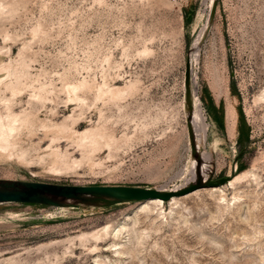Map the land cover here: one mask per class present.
I'll list each match as a JSON object with an SVG mask.
<instances>
[{
	"label": "rangeland",
	"instance_id": "1",
	"mask_svg": "<svg viewBox=\"0 0 264 264\" xmlns=\"http://www.w3.org/2000/svg\"><path fill=\"white\" fill-rule=\"evenodd\" d=\"M3 1L16 6L0 15V70L12 61L27 76L0 72V115L7 103L34 121L1 153L0 181L170 191L201 169L214 182L240 179L163 207L0 204V264H264V0ZM115 90L123 96L112 100ZM65 120L73 135L51 127ZM88 129L106 144L91 162L76 135ZM108 226L124 230L98 245L64 243Z\"/></svg>",
	"mask_w": 264,
	"mask_h": 264
},
{
	"label": "bare ground",
	"instance_id": "2",
	"mask_svg": "<svg viewBox=\"0 0 264 264\" xmlns=\"http://www.w3.org/2000/svg\"><path fill=\"white\" fill-rule=\"evenodd\" d=\"M5 4H6V2L5 1H3V0H0V15L1 14H4V13H6V12H4L3 13V10L4 9H8V11L9 12H12L13 10H15V3L14 2H10V3H8V7H6L5 6ZM5 11V10H4ZM3 16V15H2ZM2 16H0L1 18V20H2ZM1 49V48H0ZM1 51V50H0ZM2 52V51H1ZM1 54V53H0ZM194 59V58H193ZM193 59H192V65H193ZM12 61L8 64V65H6V66H4L3 67V70H0V72H9V69L10 68H13V70H12V72L9 74V76L12 78H14L15 80L14 81H16V82H18L21 78H23L25 75H26V71H25V69H24V65L23 66H20V68H16L15 66H13L12 65ZM24 64V63H23ZM193 75V74H192ZM27 76V75H26ZM25 76V77H26ZM5 77V76H4ZM3 80H5V79H3ZM193 80H194V83H195V78H194V76H193ZM10 82H12L11 80H10ZM3 83V82H2ZM7 82H5V84H6ZM193 83V84H194ZM8 84V85H7ZM5 86H12L13 87V90H11L12 92L15 90L14 88H15V86H14V84L13 83H7ZM4 85V84H3ZM81 85V84H80ZM85 85V84H84ZM1 86H2V84H1ZM86 86V85H85ZM4 87V86H3ZM12 87H10V88H12ZM80 87V86H79ZM6 89H8V87H5ZM73 88V87H72ZM74 88H76V86L74 87ZM81 88H84L83 87V84L81 85V87H80V90H81ZM79 89V88H78ZM109 90H110V88H108ZM108 89H106V92H108L107 90ZM116 90L118 89V88H115ZM9 90V89H8ZM69 90V89H68ZM74 90V89H73ZM112 90H113V88H112ZM115 90V91H116ZM120 90V89H119ZM16 91H18L17 89H16ZM15 91V92H16ZM79 91V90H78ZM99 91H100V89H99ZM98 91V92H99ZM102 91H104V90H102ZM120 91H122V90H120ZM18 92H20V90L18 91ZM77 92V91H76ZM105 92V91H104ZM112 91H110L109 93H111ZM116 92H118V93H116L115 95H114V93H113V95L115 96V98L116 99H114V96H113V99L112 100H117V99H119V98H121L122 96H123V94L121 93V92H119V91H116ZM70 92H68V94H69ZM78 93V92H77ZM124 93H125V90H124ZM75 94V93H74ZM104 94V93H103ZM108 94V93H107ZM106 94V95H107ZM76 95V94H75ZM78 95V94H77ZM105 95V96H106ZM109 95V94H108ZM15 96V95H14ZM70 96V95H69ZM72 96V95H71ZM98 96V95H97ZM101 96V95H100ZM100 96H98V98H100V99H102ZM104 96V95H103ZM104 96V97H105ZM121 96V97H120ZM73 97V96H72ZM110 97V96H109ZM112 97V96H111ZM71 98V97H70ZM75 98H76V100L77 101H79L78 99H79V96H78V99H77V96H75ZM109 99H111V98H109ZM5 101H8V100H6V99H4ZM4 101V102H5ZM11 101V100H10ZM10 101H8V102H10ZM70 101V100H69ZM6 103V102H5ZM5 103H3V105L5 104ZM11 103L12 102H10V105H11ZM6 105V108L9 110V109H11V108H8V106H7V103L5 104ZM4 105V106H5ZM9 105V106H10ZM11 107V106H10ZM7 110V114L6 115H3V116H5V117H3V116H1L0 115V155H1V153H4V152H6V151H8V150H10V149H15V148H17V146L19 145V142H18V140L20 139V137H18L19 136V134L21 133V131H22V129H24V127H26V124L28 123V122H30V123H32L34 120H32V122L29 120V117L27 116V115H25L24 113H21V114H15V113H9V111ZM10 112H12V111H10ZM25 112V111H24ZM195 116H198L199 118H200V120H201V122L202 123H204L203 122V120H204V118H203V114H202V111L200 110V108H196V111H195ZM33 119V118H32ZM29 120V121H28ZM67 120H65L64 122H62V123H60V124H53L51 127L53 128V126H56V128L58 129V131L57 132H59V134H60V132H62V134H60L61 136L63 135V134H65V132H72V129L70 130V126L68 127L67 126V122H66ZM193 122H194V119H193ZM35 123V122H34ZM33 125V124H32ZM45 125V124H44ZM47 126H49V125H47ZM50 127V126H49ZM48 127V128H49ZM52 128H50V131H51V129ZM72 128V127H71ZM45 129H47V127H45ZM55 129V128H54ZM53 130V129H52ZM56 130V129H55ZM33 131V130H32ZM30 132V131H28V132H30V134L31 133H33V132ZM49 132V131H48ZM70 132V133H71ZM198 130H196V134H195V136H194V138H195V140H197V145H196V143H195V146L196 147H194L195 149H198L200 152H201V154H200V156L201 157H204L205 156V152H204V142H205V129H203V135L202 136H200V135H198ZM73 133H75L76 134V132H74V130H73ZM78 133V132H77ZM29 134V135H30ZM58 134V133H57ZM67 134V133H66ZM72 134V133H71ZM23 135H24V131H23ZM22 134H21V136H23ZM28 135V136H29ZM31 135H34V134H31ZM30 135V136H31ZM60 135L59 136H57L58 137V139H59V137H60ZM73 135V134H72ZM77 136H78V140H79V143L78 142H76V145L79 147V145H80V148H82L83 150V157H84V159H91V157H92V155L93 154H95L96 153V149H98V150H101V149H99L100 147L102 148L103 147V145H106V144H101L100 145V143H101V141H103L104 139H103V136H102V134L100 133V129L98 130V129H88V130H85L84 132H82V133H80V134H76ZM64 136V135H63ZM76 136V137H77ZM68 137H71V135L69 136L68 135ZM75 136L74 137H71V138H76ZM105 137V136H104ZM17 138H19V139H17ZM22 138V137H21ZM109 138V137H108ZM107 138V139H108ZM55 138L53 137V139H51V141L54 143L55 142V140H54ZM57 139V140H58ZM106 139V138H105ZM111 139V138H110ZM109 139V140H110ZM113 139V138H112ZM111 139V140H112ZM75 140V139H74ZM106 141V140H105ZM51 142V143H52ZM74 142V141H73ZM107 142V141H106ZM105 142V143H106ZM110 142V141H109ZM108 142V143H109ZM114 142V140H112V142L111 143H109V144H111V145H109L110 147H112L113 146V143ZM75 143V142H74ZM107 143V144H108ZM113 143V144H112ZM79 144V145H78ZM99 145H100V147H99ZM21 146V145H20ZM82 146V147H81ZM108 146V145H107ZM19 147V146H18ZM97 147H99V148H97ZM21 148V147H20ZM50 149V148H49ZM52 149V148H51ZM10 151H12V150H10ZM16 151V150H15ZM51 151V150H50ZM94 151H95V153H94ZM14 152V151H13ZM23 152H25L24 150H23ZM52 152V151H51ZM20 153V152H19ZM19 153H16V154H14L15 156L17 155V154H19ZM56 152H53V154L56 156V154H55ZM8 154V153H7ZM52 154V155H53ZM58 154V153H57ZM3 155V154H2ZM4 155H6V153L4 154ZM3 155V156H4ZM10 155V154H9ZM13 154H12V156H14ZM20 155H21V153H20ZM19 155V156H20ZM22 155H24V154H22ZM21 155V156H22ZM3 156H0V157H3ZM8 156V155H7ZM19 156H18V158H19ZM58 156H60V154H58ZM58 156H56V159H59V157ZM4 157H6V156H4ZM3 157V158H4ZM24 157V159L23 160H26V158H25V156H23ZM58 157V158H57ZM63 157V156H62ZM7 158V157H6ZM8 158H11V157H9L8 156ZM22 160V161H23ZM88 161V160H87ZM90 162L91 161H93L92 159L91 160H89ZM88 161V162H89ZM74 163H76L75 161H74ZM64 166H65V168H67L68 166L66 165V164H64ZM63 167V166H62ZM56 169H57V167H55ZM55 168H54V170H55ZM58 168H60V169H58V170H56V171H60L61 170V167H58ZM61 172V171H60ZM211 178V176H210V168L208 169V171H205V169H201V170H198L197 172H193V175H192V177L187 181V183L182 187V188H177V189H174V190H170V191H165V192H176V191H180L181 189H185V188H188L189 186H194V185H196V184H199V185H201V184H204V183H206L207 181H209V179ZM240 178H238V177H235V179H233V180H229L224 186H216V187H209L207 190H210L211 192H220V193H222L223 192V188L224 187H229V186H234L235 185V182H237L238 180H239ZM196 193V192H195ZM195 193H192V194H187V196H181L182 198H185V197H188V196H190V195H193V194H195ZM179 199H181L180 197H173L172 199H170L169 201H162V200H160V199H152V200H147V201H143L144 203H148V204H154L155 205V207H163L164 206V204H166V203H168V204H176L177 202H178V200ZM134 203V202H133ZM144 214H149L150 213V210H146V209H143V211H142ZM124 230V227H122V228H120L118 231H110V227L108 226V227H105V228H103L102 230H100V231H97L96 233L95 232H93V233H91V234H81V235H78V236H76V237H71L70 239H66V241L64 242V243H66L67 244V242L69 243V245H72L73 243H75V241H79V243L81 244V245H85V243L87 244V243H89V241H95L96 243H97V245H98V243L100 242V241H102L103 242V239H106L107 237H113V238H118V233H121L122 231ZM112 232V233H111ZM57 242V241H56ZM62 242V241H61ZM54 243V242H53ZM52 243V244H53ZM92 243V242H91ZM104 243V242H103ZM51 243L50 244H48V245H50V246H53ZM57 244H59L58 242L57 243H55V245H57ZM47 245V244H46ZM46 245H39V248H36L38 251H40L43 247H45ZM49 246V247H50ZM95 246V245H94ZM47 247V246H46ZM45 247V248H46ZM70 247V246H69ZM86 247H87V245H86ZM95 248H97V247H92L91 248V250L90 251H92V249H93V251L94 250H96ZM40 249V250H39ZM44 249V248H43ZM43 249L41 250V251H43ZM98 250V249H97ZM96 250V251H97ZM40 251V252H41ZM92 253V252H91ZM12 260H14V259H12ZM11 260V261H12ZM6 261V260H5ZM6 262H8L9 263V261H6ZM57 262V261H56ZM11 263V262H10ZM53 264H55V263H53ZM61 264V263H60Z\"/></svg>",
	"mask_w": 264,
	"mask_h": 264
},
{
	"label": "water",
	"instance_id": "3",
	"mask_svg": "<svg viewBox=\"0 0 264 264\" xmlns=\"http://www.w3.org/2000/svg\"><path fill=\"white\" fill-rule=\"evenodd\" d=\"M213 11L212 18H214ZM194 83L192 75V59L187 58L185 68V87L191 90ZM190 138L193 139V116H187ZM229 180L220 179L214 182L212 177L204 184H196L189 188L165 192L135 186H69L50 183L14 184L0 181V204L26 203L40 204L50 207L78 208L79 204H87L101 209L110 208L122 203L143 202L152 199L169 201L173 197L190 194L200 188L224 186Z\"/></svg>",
	"mask_w": 264,
	"mask_h": 264
}]
</instances>
